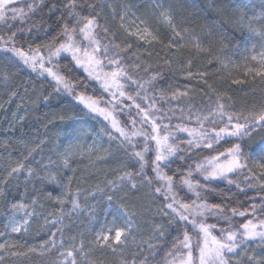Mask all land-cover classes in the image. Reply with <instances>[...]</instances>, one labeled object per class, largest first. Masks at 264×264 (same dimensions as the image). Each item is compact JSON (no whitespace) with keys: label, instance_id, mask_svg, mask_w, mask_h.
Instances as JSON below:
<instances>
[{"label":"snow or ice","instance_id":"snow-or-ice-1","mask_svg":"<svg viewBox=\"0 0 264 264\" xmlns=\"http://www.w3.org/2000/svg\"><path fill=\"white\" fill-rule=\"evenodd\" d=\"M16 2L17 0H0V23L8 25L9 32L7 38L0 35V51L11 53L33 72L39 69L41 76L47 74V77L54 81L57 92L67 93L83 103L90 112L97 113L109 121L112 129L119 133V137H115L108 132L109 138L119 139L120 147L138 162L139 170L123 171L114 179L106 180L103 187L98 184L86 193L78 189L72 194L69 177V184H61L62 189H66L61 195L67 199L57 197V203L61 205L59 214L52 220L44 217L45 225L60 227L43 240L38 248L25 250L23 245L7 241L0 243V264H8L6 256L20 261L36 252L54 253L52 264H102L94 260L93 256L97 251L105 250L113 256H120V264H150L148 257L143 256L144 249L133 235L140 228L134 197L146 199L148 205H142L146 209L151 203L160 201L156 214L166 217L168 226H184L182 238L178 236L166 253L165 264H245V257L246 264H264V251L259 257L247 251L250 241H259L260 245L264 246V217L260 216L264 213V195H260L259 203L253 199L250 207H230V200L229 203H209L206 199L207 194L217 191L212 186L213 181L234 185L241 193L245 192V189H257L258 193H264V156L256 160L255 168L259 169V172H256L250 166V161L255 157L245 153L243 143L245 138L250 139L257 130L264 131V44L259 52L255 47L251 50L250 60L256 62L255 67L248 66V57H245V77H251L253 84L258 82L261 86L262 97L259 104L254 103L250 108L237 110L234 104L226 102L224 95L210 82L208 71L209 67L217 66L227 69L231 63L230 58L223 57L224 48L216 47L217 44L224 45L228 41L231 35L229 28H238L243 33L246 27L249 35L245 37V43L253 37L264 40V11L259 15H241L234 19L222 9L221 21L207 33L208 37L219 36V40H209L205 43L203 30L197 33L184 23H176L173 5L165 7L164 0H149V6L156 15V23L164 25L170 33L167 44L169 59L165 63L171 67L175 59L181 65L184 79L197 81L199 91L206 98L203 108L197 107L194 110L192 105H188L187 109L181 107L178 117L181 122L173 126L171 121L176 116L175 110L171 106L165 110L159 106L160 101L170 105L173 100L179 101L190 96V90H176L170 97L161 92L159 99L156 95H150V90H154L156 82L163 79L162 72L154 70L151 65H145L142 56L131 51L132 44L127 39H120L118 31H114L105 20L103 11L105 8L110 9L113 20L119 16V30L125 32L128 37L136 36L149 45L162 42L159 30L150 26L148 18H140L136 30L132 31L125 26L126 13L120 14L113 6L112 0H101L100 3L96 0H81L80 3L76 0H60L63 10L67 12V19L63 12L58 18V26L59 21H64L62 28L46 42L37 44L35 48L29 46L26 52L16 47L17 31H11L14 24H9V20L26 22L29 14L35 12L37 5L28 4L25 11L24 8L16 7ZM57 9L58 4L54 2L49 12L54 13ZM254 23L259 27H254ZM18 31L22 32L23 29ZM28 31L31 34V29ZM44 31L47 35L51 29ZM245 51H248L247 48ZM205 58L207 67L202 71L193 72L194 60ZM129 60L132 62L129 63ZM62 61L66 62L64 67L60 66ZM81 70L89 81H95L104 93L109 94L111 110L99 107L98 101L91 97L75 94ZM247 82V79L231 80L232 85H243ZM253 91L255 92V89ZM117 111L131 118L123 126L116 118ZM184 121H194V126L190 127ZM179 133H185L187 138L183 139ZM232 138L238 142L231 143L230 147L216 152L215 155L195 160L194 166L189 164L186 169L179 168L171 175L164 171L165 168L170 169L176 159L186 163L197 152L214 150L221 142L230 143ZM140 140L143 141V147L136 150ZM98 150L95 145L90 148V151ZM149 153H154V158L150 161L152 175L146 171ZM31 154L32 152H29V155ZM61 155L63 167L71 168L73 149L69 147ZM96 159L103 160L106 157L98 155ZM26 167L23 162H17L15 167L9 165L10 171L4 178V183H7L8 178L23 172ZM27 175L34 177L36 171L27 168ZM240 176H243L242 181L239 180ZM197 177H201L203 182ZM43 179L52 183L56 182L57 177L49 174ZM60 180L62 181L63 177H60ZM181 193H184L183 197ZM188 193L192 195L189 196ZM97 194L106 199L107 207L111 210L109 214L119 217L123 224L117 226L113 221L106 230L102 228L97 232L92 240H86L83 233L79 243L75 236L66 238L65 217H71L74 213L81 214V195H84L86 200L89 197L95 199ZM36 203L34 199L33 204ZM66 204H71V208L65 210ZM27 208L23 203L13 204V215L5 229H10L12 233L23 231L27 234L30 218L40 215L35 208L31 211ZM18 212H23L20 220H17L15 215ZM92 216L94 217V213ZM209 217L214 218L216 222L209 223ZM236 217L253 218L246 219L236 227ZM188 225H191V229ZM153 234L163 237V225H157ZM3 235L5 232H0V236ZM143 243L147 244L153 255L156 254V245L150 241ZM130 244H135L137 248L131 261L125 258ZM196 252L198 257L194 255Z\"/></svg>","mask_w":264,"mask_h":264},{"label":"trees","instance_id":"trees-1","mask_svg":"<svg viewBox=\"0 0 264 264\" xmlns=\"http://www.w3.org/2000/svg\"><path fill=\"white\" fill-rule=\"evenodd\" d=\"M135 0H127L128 11L134 17L144 14L142 6L134 4ZM173 5V12L175 14L176 23H184L191 29H195L197 33H201L206 37L205 43L209 40H219V36L208 37L209 29H214V25H218L222 19L221 10L225 9L228 16L238 19L241 15L251 17L259 15L264 11V0H171ZM37 5L34 13H30L26 22L21 23L19 20L13 22L9 20V24H14L11 31H17L16 47L28 51L29 46L35 48L37 44H42L46 40L51 39L52 36L62 28L64 21H59L58 18L63 15L67 19V12L63 10L60 0H33L30 1ZM56 2L58 9L52 13L49 8ZM80 3L81 0H76ZM100 3L101 0H96ZM169 5V4H165ZM18 8H24L27 11V5L23 3H16ZM136 6V7H135ZM99 11V9H97ZM105 20L109 26L118 31L121 40L120 30L112 24L110 18V9L105 8L103 11ZM104 22V21H102ZM247 23V21H245ZM116 25V22L114 23ZM254 27H259L253 24ZM51 29L48 34H45L44 29ZM18 29H23L22 32ZM31 29V34H29ZM39 29V30H38ZM160 37L162 42H153L151 45L143 42H133L127 40L132 44V52H138L144 61L145 65H151L156 71H161L163 79L156 82L154 90H150V95H159L163 92L166 96L176 90H190V96L184 97L179 101L173 100L171 104L160 101V105L165 110L171 106L175 110L176 116L172 119L171 124L174 126L181 121L180 108L187 109L188 105H192L195 110L197 107L203 108L206 103V98L203 93L199 91L197 81H186L184 73L181 70V65L173 59L171 67L165 61L169 59V49L167 48L168 36L170 35L168 29L162 25ZM231 35L224 45L217 44V49L224 48L223 57L230 58L231 63L227 69L220 66L209 67L210 82L222 93L226 102L235 105L237 110L243 107H251L252 104H259L261 102L262 91L261 86L257 82L253 84L251 77H245V57H248V66L255 67L256 63L250 60L249 45H255L260 51L264 40L253 37L245 43V37L249 35L247 28H244L243 33L238 28H229ZM8 25L0 23V35L7 38ZM247 48V52L245 51ZM151 53V55H149ZM216 53L214 52L213 55ZM135 59L134 57L132 58ZM129 63L132 61L129 60ZM66 62H61L60 66L64 67ZM186 63V62H185ZM207 67V58L195 59L193 63V72L204 70ZM38 70L33 72L32 69L25 66L18 58L13 57L11 53H4L0 51V232H5V235L0 236V243L9 242L25 246L27 248H38L39 244L48 238V236L55 232L60 225L52 226L45 225L44 217L47 216L49 220L55 218L59 214L61 205L57 203V197H63L61 184H69L71 193L75 194L79 189L86 193L88 190L94 189L98 184L103 187L106 180L114 179L123 171L134 172L139 170L138 162L131 158L130 154L126 153L117 139L116 144L119 146V151L113 156L111 160L100 165L89 164L84 157H71V168L63 167L62 153L64 147L62 146L61 130L59 129V117L65 118L71 113L75 112V103L79 100L74 99L63 91L57 92L54 81L51 78L43 77L38 74ZM143 75V74H141ZM232 79H247V83L243 85H232ZM78 87L75 89L76 95H83L91 97L98 101V106L111 110L109 101L111 98L103 92V89L94 81H89L86 74L79 72L77 79ZM195 88V91H191ZM255 89V92L253 91ZM45 97L47 99H45ZM231 98V99H228ZM215 99V97H213ZM34 104V109L31 112L22 113V109L28 104ZM127 103V102H125ZM133 109V114H134ZM69 112V113H68ZM206 114V108H204ZM116 118L125 125L131 118L117 111ZM167 123V121H165ZM188 126H194V121H184ZM139 126V125H138ZM131 127V125H128ZM183 139H186L185 133L178 134ZM119 137L118 135H116ZM264 141V131L257 130L251 138H245L244 151L246 154L254 152L258 145ZM238 142L232 138L230 143L221 142L214 150H203L197 152L192 159L186 163L176 159L169 168L164 171L169 175L177 171L179 168L186 169L189 164L194 161L202 159L205 156L215 155L216 152L224 151L231 146V143ZM143 147V141L140 140L137 144L138 150ZM35 149V151H32ZM29 152H32L29 155ZM187 155V153H182ZM27 158V159H26ZM154 158V153H149L147 159L149 164L146 166L148 174L151 173V159ZM259 159V158H258ZM257 159V160H258ZM254 161V160H252ZM250 161V166L256 172L257 168ZM17 162H23L26 169L15 177L8 178L7 183H4V178L7 177L10 171L9 165L15 167ZM27 168H33L36 171V176L29 177L27 175ZM57 177L56 182L50 183L47 179H43L47 175ZM63 177V180H60ZM201 179V177H197ZM243 180V176L239 177ZM212 186L217 189L215 192L207 194L206 199L209 203H229V206H245L250 207L253 199L259 203L260 195L257 189H245L241 193L235 186H229L226 182L213 181ZM186 192V190H185ZM223 194V195H222ZM184 193H181L183 197ZM191 196V193H188ZM194 198V197H193ZM37 203L34 205L33 200ZM137 203V222L140 228L134 232V237L144 249L143 256H147L150 264H165L166 253L172 247L173 241L179 236L182 238L184 226L179 228L176 225L168 226L167 218L156 214V210L160 206V201L151 203L147 209L142 205H148L146 199L141 200L139 197L133 198ZM23 203L28 206L27 210L31 211L35 208L40 215L30 218L27 234H11L5 229L12 213V205ZM80 203L83 211L80 215L72 214L71 217L64 219L65 236H75L77 243H79L80 235L83 233L86 240H92L97 233V224L104 211L108 208L107 201L102 196L97 194L96 198L91 197L85 200L84 195L80 197ZM71 204L65 205V210L70 209ZM94 213V217L92 214ZM155 213V215L153 214ZM51 214V215H50ZM21 219L23 212L15 214ZM264 217V213L260 214ZM91 218V219H90ZM253 217H236L234 224L238 225L245 222L246 219ZM157 225H163L165 235L163 237L154 236L153 230ZM191 229V225L187 226ZM91 229V231H90ZM59 239V234H57ZM131 239V238H130ZM144 241H150L157 246L156 254L153 255L152 250H149ZM264 251V246H260ZM249 254L256 255L250 249H247ZM137 252L135 244H130L125 252V258L131 261L133 253ZM197 257L198 252L194 253ZM143 256L140 258L142 259ZM257 256V255H256ZM55 259V254H41L39 252L30 254L26 259L17 261L5 257L8 264H52ZM93 259L102 264H120L121 257L113 256L107 250L101 252L97 251ZM171 259V257H167ZM245 264H246V257Z\"/></svg>","mask_w":264,"mask_h":264},{"label":"rangeland","instance_id":"rangeland-1","mask_svg":"<svg viewBox=\"0 0 264 264\" xmlns=\"http://www.w3.org/2000/svg\"><path fill=\"white\" fill-rule=\"evenodd\" d=\"M33 0H17L16 3H23V4H31ZM127 0H112L113 6L116 7L117 11L120 14H125V26L130 28L132 31L136 30L137 25H139L140 18H148L150 22V26L153 29H158L159 31L162 28V24L156 23V15L152 12L151 7L149 6V0H135L134 4L137 6L136 9L139 8V6H142V11L144 14H140L137 18L134 17V15L128 11L127 7ZM172 3L171 0H164V4H170ZM135 6V7H136ZM167 7V5H165ZM22 8V7H21ZM110 18L112 21V24L115 27L119 28V25L121 23L119 16L116 17L115 20L112 19L111 16V10H110ZM116 22V25L114 24ZM121 38L127 39L129 41L143 43L144 41L137 39L136 36L128 37L127 34L120 30ZM255 47L256 51H258L257 47L255 45H249V53L250 56L252 54V49ZM252 63H256L253 62ZM38 74H40V70H38ZM43 77H47V74H45ZM49 78V77H47ZM95 82V81H94ZM108 96L109 94L106 93ZM110 97V96H109ZM111 98V97H110ZM75 112L71 113L70 115L66 116L64 119L60 118L59 121V129L61 130L62 134L60 135V141L62 142V146L64 147L63 153L71 147L73 149V156L72 157H84L89 164L92 165H100L103 163L108 162L113 158V156L119 151V146L116 144L117 139H110L108 132H111L113 136L117 137L119 136V133H116L112 127L109 121L104 120V118L97 113L90 112L88 108L85 107L83 103L78 101V103L74 104ZM34 109V104L30 103L27 106H25L22 109V113L25 112H31ZM69 113V112H68ZM135 113V110H134ZM107 130V131H105ZM95 145L98 151H90L91 146ZM138 150V148H136ZM104 156L106 159L103 160H97V156ZM250 155L254 156L255 159L252 161L253 165L255 166L256 160L260 156H264V141H262L257 149L250 153ZM258 169V168H257ZM259 170V169H258ZM111 210L108 208L104 211L102 216L100 217V220L97 224V232H99L102 228L104 230L107 229V227L111 226L113 221H115V224L117 226H120L123 224V221L119 219V217H115L112 214H109ZM156 211V210H154ZM155 215V213H153ZM17 220H20L19 216H16ZM209 223H215L216 220L212 217L208 218ZM226 226V225H222ZM236 227L239 226L235 225ZM9 233L11 234H23L21 233H12L10 229H7ZM260 242L259 241H250L248 242V248L254 252V249L256 251L257 257H259L262 253V250L260 249ZM198 257V255H197Z\"/></svg>","mask_w":264,"mask_h":264}]
</instances>
